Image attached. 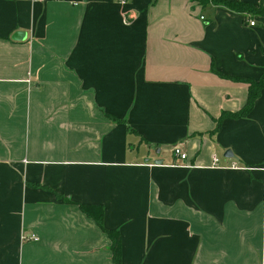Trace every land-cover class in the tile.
I'll return each mask as SVG.
<instances>
[{"label":"crops","instance_id":"obj_1","mask_svg":"<svg viewBox=\"0 0 264 264\" xmlns=\"http://www.w3.org/2000/svg\"><path fill=\"white\" fill-rule=\"evenodd\" d=\"M263 72L211 0H0V264H112L78 205L120 264H264V86L215 129Z\"/></svg>","mask_w":264,"mask_h":264},{"label":"trees","instance_id":"obj_2","mask_svg":"<svg viewBox=\"0 0 264 264\" xmlns=\"http://www.w3.org/2000/svg\"><path fill=\"white\" fill-rule=\"evenodd\" d=\"M198 4H203L208 0H191ZM214 5H220L226 9L238 13V14H252L259 15L264 18V8L259 6L254 8L250 4L240 3V2H228L225 0H211ZM234 80L242 81L247 85V96L243 107L235 113L221 112L218 119L216 120L217 129L219 121L225 118H239L243 117L250 110L253 101L258 97L261 88L264 86V72L260 75L257 81H251L249 79L241 78H231ZM78 210L85 215L87 218L91 219L95 225L102 231V233L109 240V250L111 254L112 264H120V247H119V235L117 232L112 230H107L102 227V209L100 206H88V205H78Z\"/></svg>","mask_w":264,"mask_h":264},{"label":"built area","instance_id":"obj_3","mask_svg":"<svg viewBox=\"0 0 264 264\" xmlns=\"http://www.w3.org/2000/svg\"><path fill=\"white\" fill-rule=\"evenodd\" d=\"M29 1L34 2V1H37V0H29ZM53 1H60V0H53ZM200 19H202V17H200ZM248 25L249 26H253L254 23L251 22V21H249L248 22ZM172 152H173V155L174 156H176V157L179 158V160L184 161L185 155L183 153H181L180 150L177 147H174L173 150H172ZM210 166L212 168H218L219 167V165L217 163V158L216 157H214V156L212 157V159H211V165ZM229 168L233 169V168H237V167H236V165L232 164V165H230ZM30 238L32 240H35V238L33 236H31ZM263 253H264V249H263Z\"/></svg>","mask_w":264,"mask_h":264},{"label":"water","instance_id":"obj_4","mask_svg":"<svg viewBox=\"0 0 264 264\" xmlns=\"http://www.w3.org/2000/svg\"><path fill=\"white\" fill-rule=\"evenodd\" d=\"M22 37H23L22 34L16 33V34L13 35L12 38L15 39V40H20V39H22ZM224 156L229 157L230 156L229 152H225ZM154 164H160V161H155Z\"/></svg>","mask_w":264,"mask_h":264}]
</instances>
